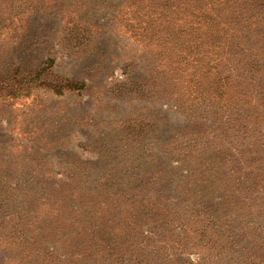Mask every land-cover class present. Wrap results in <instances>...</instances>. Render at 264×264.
I'll return each instance as SVG.
<instances>
[{
	"label": "rangeland",
	"instance_id": "1",
	"mask_svg": "<svg viewBox=\"0 0 264 264\" xmlns=\"http://www.w3.org/2000/svg\"><path fill=\"white\" fill-rule=\"evenodd\" d=\"M231 2L0 0V74L16 65L25 73L51 55L50 78L85 82L61 94L29 86L0 95V262L30 219L24 210L18 221L2 217L19 210L12 193L40 199L47 182L63 181L89 198L119 189L97 209L106 259L81 264H214L208 244L175 222L179 202L187 204L177 186L264 184V33L259 20L235 19ZM94 27L93 42L75 41L73 51L60 43L70 30L95 35ZM48 210L58 213L38 207ZM247 222L233 223L235 249L212 248L217 264L224 255L243 260L240 249L255 236L264 243ZM153 223L161 234L147 228ZM21 246L10 264H23Z\"/></svg>",
	"mask_w": 264,
	"mask_h": 264
},
{
	"label": "trees",
	"instance_id": "2",
	"mask_svg": "<svg viewBox=\"0 0 264 264\" xmlns=\"http://www.w3.org/2000/svg\"><path fill=\"white\" fill-rule=\"evenodd\" d=\"M227 7L235 10V19L259 20L257 28L259 27L258 30L264 33V0H232L231 3L227 4ZM99 29L94 27L93 34L95 35H87L86 37L80 35L77 30H70L67 38L61 36L60 43L65 49L73 51L77 48L76 42L78 41L81 42L85 39L93 42L96 39V35L100 34ZM250 29L247 28L245 30L247 32L245 35L251 33ZM0 34H2L1 30ZM243 62L244 59L242 65ZM53 64L54 59L49 55L33 70L25 69L26 72L24 73V69L20 65H16L9 74H0V95L16 93V91L25 90L29 86L44 88L56 94H61L66 90H79L85 86L83 81L73 82L50 78L49 76L53 75L51 71ZM207 188L204 183L200 184L196 181L179 184L177 191L179 193L184 192L187 195V199L185 198L187 204L179 202L183 205L178 206L177 214L179 216L176 215L174 219H178L175 222L180 224L179 230L182 233L193 234L195 240L208 244V248L214 254V264H217L219 255L213 252L212 248L214 246L223 248L226 252L230 247L235 249L237 245L236 243L234 244V239L236 238L234 229L236 225H233L236 219L240 217L246 218L249 222L243 227L257 230L264 234V184H257L255 187H251L240 182L229 183L225 181L222 182V185L214 183L208 191ZM212 189V192L221 191L218 204L210 203L213 199L210 191ZM101 190L102 192L100 193ZM100 191L95 192V197L89 198L81 190H77L75 186H69V184L66 186L63 181H49L44 185L43 196L37 199L35 198L36 192L27 194L24 188L16 189L12 195L14 203L19 210H14L10 216L6 217L2 214V217L18 221L17 215L25 217L26 214L22 212L24 210L30 219L27 228L12 233L17 241V246L8 249L6 253L1 255L0 264H10L8 259H10L11 254L19 244L22 245L21 248L26 254L25 256H20V259L24 260L23 264H81L93 257H96V263L105 260L106 256L101 250L99 234L95 229V225L100 218V215L97 214V209L101 206L103 208V205L108 203V198L113 200V197L105 194L106 192H114L116 195L119 189L113 185L102 187ZM101 194L103 195L101 196ZM192 200L198 204L197 207L193 206ZM40 205L45 208L55 209L58 213H55L52 217H46L50 212L48 210L41 215L38 211ZM32 206L34 211L30 216ZM83 213L85 214L82 218L77 217ZM73 218L79 221L74 227L72 225L74 223ZM58 219H60V222H58ZM161 219L162 217L157 218L158 222H161ZM167 224L168 222L165 223V225ZM134 227L136 228V226ZM150 227L157 228L159 234H161V224L157 226L156 223H153L147 226L148 229H152ZM140 234L143 235L141 240H146L143 231ZM150 240H152V244L153 242L155 244L158 243V239L150 238ZM52 243L59 244L61 253L52 249L50 246ZM241 249L245 251L244 255ZM241 249L240 256L243 260L234 261L230 258L227 259L224 255L222 257L224 259L223 263L264 264V243H261L258 236L252 238L251 241H247V245ZM15 252L16 254H21L19 248ZM16 256L18 257V255ZM89 256L93 257L89 258Z\"/></svg>",
	"mask_w": 264,
	"mask_h": 264
}]
</instances>
